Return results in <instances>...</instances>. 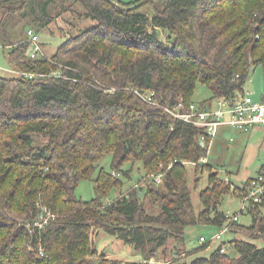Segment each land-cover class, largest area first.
Wrapping results in <instances>:
<instances>
[{
  "label": "trees",
  "instance_id": "1",
  "mask_svg": "<svg viewBox=\"0 0 264 264\" xmlns=\"http://www.w3.org/2000/svg\"><path fill=\"white\" fill-rule=\"evenodd\" d=\"M113 1L131 6L141 0ZM76 4L84 8L80 16L96 24L70 34L51 57L32 58L28 29L40 32ZM144 5L153 13L141 7L126 11L110 0H0V45L9 66L45 74L0 76V264H145L144 259L163 255L171 239L184 242L187 227L226 223L228 216L219 209L226 194L251 193L260 171L242 186L222 179L208 163L212 141L202 144L203 131L175 120L166 107L194 103L198 84L212 92L199 103L202 108L244 95L251 68L264 67V0H148ZM157 28L173 35L171 46ZM55 71L61 76L51 75ZM136 91H154L160 105ZM108 155L111 168H101L94 179L95 197L79 198L80 182L92 179ZM182 161L196 163L195 172L209 173L200 192L205 209L199 213ZM135 162L143 164L144 177L124 191L118 173L129 177L131 168L124 166ZM112 190L119 195L108 200ZM147 200L161 211L150 213ZM42 206L55 218L39 229L34 222ZM247 208L253 223L233 222L230 231L240 226L250 240L264 241V197L249 201ZM100 231L132 245L142 259L124 263L101 253ZM182 259L179 254L167 264H264V246L233 239L208 257Z\"/></svg>",
  "mask_w": 264,
  "mask_h": 264
},
{
  "label": "rangeland",
  "instance_id": "2",
  "mask_svg": "<svg viewBox=\"0 0 264 264\" xmlns=\"http://www.w3.org/2000/svg\"><path fill=\"white\" fill-rule=\"evenodd\" d=\"M123 2H132L135 0H121ZM140 11L152 14V8L149 5H144ZM84 8L81 4H76L73 10L61 17H55L50 26H46L38 32L40 37L41 46L47 56H52L58 47L65 41L70 34H76L81 29L90 27L96 24L95 20L87 19L84 16ZM19 31L22 33L20 26ZM153 30V29H151ZM159 37L168 45L171 46L173 42V35L166 30L156 29ZM24 32V31H23ZM25 34V32H24ZM27 35V33H26ZM13 73L9 66V59L7 53L0 45V76L10 77ZM246 91L249 92L254 100L260 101L264 91V67L258 65L252 67L248 81L246 83ZM212 97V92L203 84H198L194 101L200 103ZM215 105V104H214ZM40 139L45 142L47 139L40 136ZM264 155V129L254 128L249 132H243L236 128L229 126H222L219 129V134L213 139L212 146L208 155V163L211 164L215 170L218 171L219 176L230 181L233 186H242L248 178L257 176L258 172L263 166L262 157ZM112 155L105 157L97 167L92 179L82 180L76 189V195L83 200H91L95 197V182L94 179L98 176L101 168L110 170ZM188 170V184L192 191V200L195 211L197 213L205 209L200 199V192L205 189L209 184V173L207 171H196V164L191 163L186 165ZM129 177L118 173L124 180L123 190L138 184L139 180L144 177L145 170L141 162L129 163L124 166V169H130ZM198 180V183L195 182ZM232 186V187H233ZM119 195V191L112 190L109 194L108 200L115 198ZM244 197L238 198L237 195L226 194L219 205V209L227 215H239V224L250 226L253 223V216L248 211L242 209ZM146 207L150 213L158 214L161 211V206L155 202L147 200ZM212 213V212H211ZM214 213V212H213ZM233 223L231 222V227ZM221 226L211 224H199L187 227L185 230L184 242H179L171 239L164 250V254L160 257L154 256L161 261H172L180 254L183 256L182 260L191 261L196 257H208L211 252L218 248L221 242H213L208 245L206 249H200L202 245L200 237L212 239V237L220 232ZM239 231L226 232L223 234L222 242H228L233 239H245L255 243L257 246H264L262 239L250 240L247 235L242 232L244 228L238 226ZM246 231V230H245ZM178 244L179 250L173 251L172 248ZM96 245L101 253L115 259H121L124 263L127 261H139L142 255L137 252L132 245L126 244L117 237L110 235L104 231H100L96 237ZM165 251L167 253H165ZM230 252V251H228ZM235 255L234 252H230Z\"/></svg>",
  "mask_w": 264,
  "mask_h": 264
},
{
  "label": "built area",
  "instance_id": "3",
  "mask_svg": "<svg viewBox=\"0 0 264 264\" xmlns=\"http://www.w3.org/2000/svg\"><path fill=\"white\" fill-rule=\"evenodd\" d=\"M28 39L31 42V45L28 49V53L32 58H38L40 56L46 57V54L43 51L41 46L40 37L38 33L30 28L27 31ZM12 72L21 73L29 78H38L40 76H44L45 74H36V73H27L20 72L11 69ZM54 76H61L60 71H55ZM137 94L144 99L146 102L159 106L160 102L155 99L154 91H148L147 93H141L140 91H136ZM215 104V105H214ZM166 111L175 119L181 120L185 123H189L200 128L203 132L199 137L200 141L205 143L206 140L213 141V139L218 135L219 129L222 126H229L236 128L243 132H249L254 128H263L264 129V101L254 100L249 92L245 91L244 95L239 99L232 100L230 98H219L216 99L213 105L202 108L199 103H191L190 105H186L183 102H180L175 107H166ZM201 161L207 162V158H202ZM263 167L260 170V175L258 179L253 181V187L251 193L248 196L244 197L242 209L245 210L248 206L249 201H253L259 203L263 200L264 197V155L262 157ZM178 160H174L171 162L170 166H173L177 163ZM183 164H191L194 162L182 161ZM196 164V163H194ZM163 178V172L155 175V180L157 182H161ZM41 214L38 220L34 222V226L39 229H43L48 224L51 218H55V214H53L48 208L42 206ZM228 216V221L221 225L220 232L216 233L212 239L206 238L205 236L200 237L201 244L213 242H221L223 239V234L226 232H230L231 230V222H239V215L236 213L232 216ZM28 226L30 223L27 224ZM221 251H225V247L221 248ZM43 254V251L41 250ZM143 262L145 264H167L169 262L161 261L155 257L150 259H144Z\"/></svg>",
  "mask_w": 264,
  "mask_h": 264
},
{
  "label": "water",
  "instance_id": "4",
  "mask_svg": "<svg viewBox=\"0 0 264 264\" xmlns=\"http://www.w3.org/2000/svg\"><path fill=\"white\" fill-rule=\"evenodd\" d=\"M110 1L113 2L116 6L122 8L123 10L131 11V10L138 9V8L142 7L148 0H141L138 3L133 4L131 6L121 5L119 3L114 2L113 0H110ZM202 144H204V143L202 142Z\"/></svg>",
  "mask_w": 264,
  "mask_h": 264
},
{
  "label": "crops",
  "instance_id": "5",
  "mask_svg": "<svg viewBox=\"0 0 264 264\" xmlns=\"http://www.w3.org/2000/svg\"><path fill=\"white\" fill-rule=\"evenodd\" d=\"M129 2V1H128ZM218 134H219V132H218Z\"/></svg>",
  "mask_w": 264,
  "mask_h": 264
}]
</instances>
